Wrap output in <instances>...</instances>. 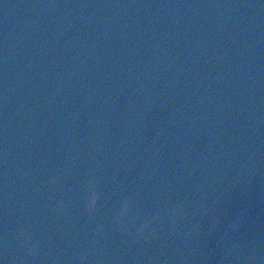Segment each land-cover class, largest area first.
Returning a JSON list of instances; mask_svg holds the SVG:
<instances>
[{"label":"clouds","instance_id":"9594fccd","mask_svg":"<svg viewBox=\"0 0 264 264\" xmlns=\"http://www.w3.org/2000/svg\"><path fill=\"white\" fill-rule=\"evenodd\" d=\"M97 199H98V194L95 193V192H93L92 195H91V199H90V201H91V207H94L95 206ZM127 207H128V205L125 204V206H124L125 210L127 209ZM121 214H123V212ZM34 250L35 249H32V251H34Z\"/></svg>","mask_w":264,"mask_h":264}]
</instances>
